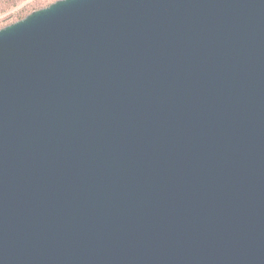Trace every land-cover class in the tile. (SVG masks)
I'll return each mask as SVG.
<instances>
[{"label":"water","instance_id":"water-1","mask_svg":"<svg viewBox=\"0 0 264 264\" xmlns=\"http://www.w3.org/2000/svg\"><path fill=\"white\" fill-rule=\"evenodd\" d=\"M0 264H264V0L1 26Z\"/></svg>","mask_w":264,"mask_h":264},{"label":"trees","instance_id":"trees-1","mask_svg":"<svg viewBox=\"0 0 264 264\" xmlns=\"http://www.w3.org/2000/svg\"><path fill=\"white\" fill-rule=\"evenodd\" d=\"M22 1L24 0H0V13L9 10L12 7H15ZM51 1L53 0H32L28 3H25L16 10H13L0 17V26H3L17 18H21L27 11L46 5Z\"/></svg>","mask_w":264,"mask_h":264},{"label":"rangeland","instance_id":"rangeland-1","mask_svg":"<svg viewBox=\"0 0 264 264\" xmlns=\"http://www.w3.org/2000/svg\"><path fill=\"white\" fill-rule=\"evenodd\" d=\"M30 1H32V0H24V1L20 2L19 4H17L15 7H12V8H10V9L7 10V11L1 12V13H0V17L4 16L5 14H7V13L13 11V10H16L17 8H19V7L22 6L23 4L28 3V2H30ZM46 5H47V4H46ZM43 6H45V5H43ZM41 7H42V6H41ZM38 8H39V7H38ZM31 10H33V9H31ZM31 10L27 11V12L24 14V16H25L27 13H29ZM17 19H19V18H17ZM17 19H15V20H17ZM15 20H13V21H15ZM11 22H12V21H11ZM9 23H10V22H9ZM7 24H8V23H7ZM0 27H1V26H0Z\"/></svg>","mask_w":264,"mask_h":264}]
</instances>
